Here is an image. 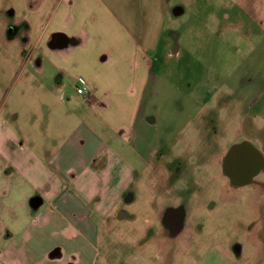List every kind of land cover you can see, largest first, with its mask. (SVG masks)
<instances>
[{
    "label": "rangeland",
    "instance_id": "rangeland-1",
    "mask_svg": "<svg viewBox=\"0 0 264 264\" xmlns=\"http://www.w3.org/2000/svg\"><path fill=\"white\" fill-rule=\"evenodd\" d=\"M57 1L0 0V137L17 136L33 154L43 152L49 133L75 123L44 125L46 111L58 103L22 61ZM164 4L157 65L141 105V115L156 124L138 129L141 158L130 150L121 156L133 170L126 195L100 222L94 251L52 254L54 262L90 264L93 254L95 264H190V256L191 264H264V186L231 191L217 161L227 149V162L228 147L244 139L253 138L264 154V0ZM258 179L264 182L263 175ZM163 203L183 207L191 221V250L183 258L178 243L157 233ZM20 210V230H38ZM33 242L38 254L39 238Z\"/></svg>",
    "mask_w": 264,
    "mask_h": 264
},
{
    "label": "crops",
    "instance_id": "crops-1",
    "mask_svg": "<svg viewBox=\"0 0 264 264\" xmlns=\"http://www.w3.org/2000/svg\"><path fill=\"white\" fill-rule=\"evenodd\" d=\"M164 3L58 0L42 34L23 55L58 103L57 109L46 111L44 125L75 123L49 133L40 154L8 130L0 137V264H63L51 255L57 259L61 253H75L74 248L86 253L96 248L100 224L130 185L133 170L123 152L141 158L138 129L156 124L155 118L141 115V105L157 65ZM58 34L66 38L64 48L51 45ZM78 79L88 94L71 90ZM150 155L149 164L156 151ZM92 190L98 195L90 197ZM20 209L38 230H20ZM95 260L93 254L88 258L90 264Z\"/></svg>",
    "mask_w": 264,
    "mask_h": 264
},
{
    "label": "flooded vegetation",
    "instance_id": "flooded-vegetation-1",
    "mask_svg": "<svg viewBox=\"0 0 264 264\" xmlns=\"http://www.w3.org/2000/svg\"><path fill=\"white\" fill-rule=\"evenodd\" d=\"M9 33L11 37L14 35V32L11 30ZM241 143V147L243 146L242 151L236 152V154L224 164L222 163V158L223 155L226 154L227 149L226 151L220 152V158L217 157L220 169L221 167L224 168L223 175L226 184L233 192L248 186L255 188H261L264 186V182L258 179L261 175L264 176V154L259 150V145L256 146L253 138L244 139ZM241 143H233L228 149L238 146V144ZM199 144H201V147L206 145L205 142L201 141ZM260 155L263 158V161H261ZM163 188L170 189L165 186ZM157 217L156 221L160 226V230L157 233H161L162 237L165 238L169 244H171V242L178 243L179 254L183 258L185 255L184 251L186 249L191 250V229H186V226L189 222L191 223V221L186 218V213L183 207L163 203ZM189 260L191 264V256L189 257Z\"/></svg>",
    "mask_w": 264,
    "mask_h": 264
},
{
    "label": "water",
    "instance_id": "water-1",
    "mask_svg": "<svg viewBox=\"0 0 264 264\" xmlns=\"http://www.w3.org/2000/svg\"><path fill=\"white\" fill-rule=\"evenodd\" d=\"M66 38L63 35H55L54 39H53V43L51 44L52 47L55 48H64L66 46ZM241 147V145L235 146L233 147L231 150V152H233V154L231 156H234V154H236L235 152L237 151V149H239ZM260 159L261 161H263V158L260 155Z\"/></svg>",
    "mask_w": 264,
    "mask_h": 264
},
{
    "label": "built area",
    "instance_id": "built-area-1",
    "mask_svg": "<svg viewBox=\"0 0 264 264\" xmlns=\"http://www.w3.org/2000/svg\"><path fill=\"white\" fill-rule=\"evenodd\" d=\"M78 84L79 86L75 88V94L78 96H83L88 94L89 92L88 88L82 79H78Z\"/></svg>",
    "mask_w": 264,
    "mask_h": 264
}]
</instances>
